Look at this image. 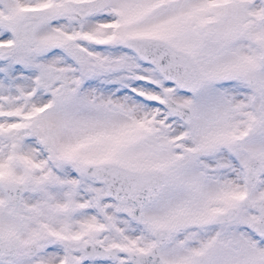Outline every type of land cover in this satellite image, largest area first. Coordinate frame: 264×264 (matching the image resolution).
<instances>
[{"label": "snow or ice", "instance_id": "snow-or-ice-1", "mask_svg": "<svg viewBox=\"0 0 264 264\" xmlns=\"http://www.w3.org/2000/svg\"><path fill=\"white\" fill-rule=\"evenodd\" d=\"M0 264H264V0H0Z\"/></svg>", "mask_w": 264, "mask_h": 264}]
</instances>
